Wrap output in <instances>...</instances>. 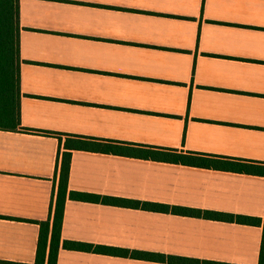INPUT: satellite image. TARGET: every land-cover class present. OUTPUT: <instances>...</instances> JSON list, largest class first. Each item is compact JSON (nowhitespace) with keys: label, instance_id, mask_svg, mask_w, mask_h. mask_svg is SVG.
Returning <instances> with one entry per match:
<instances>
[{"label":"crops","instance_id":"crops-1","mask_svg":"<svg viewBox=\"0 0 264 264\" xmlns=\"http://www.w3.org/2000/svg\"><path fill=\"white\" fill-rule=\"evenodd\" d=\"M20 27L24 129H0V264H36L49 220L47 264L67 152L57 264H259L263 226L70 193L264 220V176L68 144L92 138L264 166V0H20Z\"/></svg>","mask_w":264,"mask_h":264},{"label":"trees","instance_id":"trees-1","mask_svg":"<svg viewBox=\"0 0 264 264\" xmlns=\"http://www.w3.org/2000/svg\"><path fill=\"white\" fill-rule=\"evenodd\" d=\"M20 0H0V129L2 130H23L21 123V91H20ZM29 131V130H28ZM48 134V132H43ZM67 146V145H66ZM69 149H82L95 152L113 153L125 156L139 157L158 161L197 166L203 168H214L252 175L264 176V166L250 164L241 161L224 160L216 156L198 153H178L174 150L160 148H134L120 146L114 143H104L98 139L74 140L72 145L68 144ZM71 169V153H64L60 182L58 187L57 201L54 211L53 238L50 256L47 264H57L59 243L61 240V230L64 219V209L68 194V182ZM70 197L81 201H101L108 204L131 205L145 210L160 212L172 211L175 214L203 217L205 219L222 220L228 222H238L245 225L263 226L264 220L260 218L236 216L212 211H200L184 208L170 209L168 206L152 203H135L128 201L90 195L85 193H70ZM42 229L41 239L38 245V255L36 264H46V245L50 221L40 223ZM64 247L70 250H87L100 253H121L117 250L106 249L101 246L94 247L90 244L65 241ZM129 255L128 252L125 253ZM134 258L156 259L155 254L136 252L131 254ZM184 264H224L213 261L191 262L184 259H177ZM259 264H264V232L260 251Z\"/></svg>","mask_w":264,"mask_h":264}]
</instances>
